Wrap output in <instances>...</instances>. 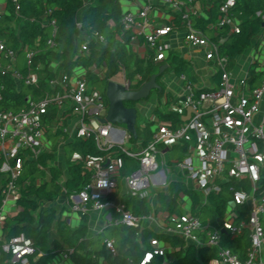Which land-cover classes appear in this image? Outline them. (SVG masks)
<instances>
[{
    "label": "built area",
    "instance_id": "built-area-1",
    "mask_svg": "<svg viewBox=\"0 0 264 264\" xmlns=\"http://www.w3.org/2000/svg\"><path fill=\"white\" fill-rule=\"evenodd\" d=\"M118 1L123 10L121 35L127 37V42L143 40L146 61L159 68L168 66L165 78L172 76L171 66L167 64L172 49L166 39L182 31L184 45L202 51L209 69L207 78L219 77V82L198 85L188 75H180L183 89L173 93L171 103L164 96L161 108L168 109L162 115L174 116L179 123H162L152 113L148 116L153 134L151 141L139 150H131L127 147L134 140L131 134L118 126L101 123L107 116L108 106L102 93L88 80L89 71L98 75L96 67L90 70L77 67L71 75L61 72L54 79H48L40 73L39 65L34 68L38 51L23 45L17 51L0 40V77L11 75L20 90L24 86L38 87L41 81L49 89L41 98H27L25 107L18 112L0 111V224L7 219L3 208L8 201L16 204L21 198L18 181L24 164L48 153V130L54 134L65 132L62 123L71 119H65L69 114L77 119L76 138L91 141L97 151L108 153L97 158L73 155L71 162L81 164L89 180L80 191L63 190L66 210L62 220L70 229L77 228L92 212L107 213L109 225L142 228L146 218L135 216L125 204L113 201L124 160H131L137 163V169L125 178V184L127 194L138 200H148L155 191L165 189L172 169L191 182V189L200 197L199 207L206 206L210 197L223 193L227 185L247 183L249 189L242 186L231 190V201L224 217L217 220V227L210 220L203 222L197 213L170 216L168 222L171 232L184 241L198 248L218 249L217 257L209 264H264V188L259 190L264 178V32L255 38L249 49L246 71L235 77V63L222 54L221 45L225 36L240 34L236 0H224L218 5L216 18L207 26L209 35L195 27L200 19L209 20L207 15L201 17L194 10L196 0ZM9 5L15 13L20 12V0H0V21L7 15ZM154 6L163 11L161 18L166 23L161 26L155 25ZM172 13L179 23L170 18ZM257 17L264 22V13H258ZM44 24L51 27L46 46L55 50L57 23L45 20ZM76 25L81 28L80 22ZM86 40L82 45L84 53L88 52L91 40L100 47L105 45L104 38L97 34ZM21 53L27 75L19 68ZM118 66L119 73L125 76L124 82L119 84L126 91H137L147 83L144 75L130 79L124 67ZM51 68L56 73L57 65L52 64ZM188 109H192V113L183 123ZM164 145L180 148L181 158L169 162L160 157L159 148ZM60 183L63 184V180ZM41 184L37 179L35 186ZM239 208H246L247 218L238 219ZM222 232H227L232 240L248 233L250 245L245 260L220 246ZM3 239L0 238V264H31L44 256L37 254L33 244L24 237ZM151 245L155 249L145 255L141 264L150 263L154 256L167 262L163 245L159 241H152ZM105 247L112 257L117 255L112 241L106 240ZM72 254V250H52L49 264H73ZM4 256H9L8 260L3 261ZM98 264L107 262L100 259Z\"/></svg>",
    "mask_w": 264,
    "mask_h": 264
},
{
    "label": "trees",
    "instance_id": "trees-1",
    "mask_svg": "<svg viewBox=\"0 0 264 264\" xmlns=\"http://www.w3.org/2000/svg\"><path fill=\"white\" fill-rule=\"evenodd\" d=\"M222 1L224 0H215L214 7L208 12L209 20L200 19L195 23V27L209 35L207 26L216 18L217 7ZM86 4L87 7H85ZM9 10L10 16H5L0 21V40H4L7 46L13 49H18L21 44L38 51L34 60V68L39 65L40 73L48 79H54L61 72L71 75L77 67L87 70L93 67L98 70L103 68L104 79H98L94 73L89 71L88 80L102 93L107 106L106 86L109 81H114L119 75V64L124 67L130 79L135 75H144L145 82H149L150 78L158 73L159 66L139 59L127 50L124 42L117 40L118 33L115 27L120 22L123 13L118 0H20L18 14L13 11L12 7ZM235 10L241 21L240 34L225 36L223 41L226 40V42L221 45L222 54L228 56L231 61L247 52L252 47L255 38L264 32V22L257 17L258 13H264V0H236ZM81 13H83L80 19L81 28L78 29L76 24ZM45 20L57 23L58 47L55 50L46 46V41L51 35V27L44 24ZM93 34L103 37L106 47H100L91 40L88 52H82V45L87 42L86 38H91ZM170 61L177 70V75L186 72L187 63L183 59L172 54ZM52 64L58 67L56 73L51 68ZM21 71L24 75L28 74L26 69ZM217 78L216 81L219 82V77ZM48 90L47 84L41 81L38 87L24 86L19 91L11 75L0 77V111L18 112L25 107L29 94L41 98L48 93ZM161 94L162 92L160 96ZM126 107L134 108L135 105L128 104ZM50 121L53 122V117ZM137 133L138 140H143L144 145L151 141L153 134L150 125L144 129L137 127ZM70 149L66 157L69 177L63 184L60 183L62 173L51 167L54 160L53 154H43L36 161H27L24 164L22 177L18 181L21 198L17 204L21 211L7 218L2 225L5 233L4 241L24 237L33 244L37 254H44L42 258L31 264H49L52 250H72L73 264H98L100 259H104L107 264H141L145 255L155 249L151 245L152 241H162L174 250L173 253L167 254L170 264H209L217 257L218 249L208 247L196 249L192 246L186 248L183 240L178 236L161 235L141 228L131 229L121 225H109L96 237L89 238L88 216L83 218L79 228L70 229L65 222L58 219L55 209L50 205L62 197L64 189L68 192L80 191L89 180L83 166L71 162L73 155L95 158L108 155V153L97 151L91 141L78 140L70 145ZM47 173L50 174V180L36 187L35 181L46 179ZM242 186L249 189L247 183L234 182L227 185L220 195L210 197L209 206L200 208L198 212L200 219L203 222L211 220L212 224H217V220L224 217L231 201V190ZM263 188L264 178L259 184V190ZM183 196H189L194 206H199L200 197L197 194L186 190L181 184L172 183L168 193L158 195L160 211L168 212L172 216H182L183 211L179 201ZM124 204L127 210L137 217L143 218L151 214L148 200H138L127 196ZM246 211V208H239L241 215L239 220L247 218ZM55 225L61 244L54 242L53 249H50V233ZM106 240L114 243L117 251L115 257H112L106 250ZM249 245L250 239L247 232L234 240L227 232L221 233L220 246L230 249L242 261L245 260ZM8 258L9 256H4L3 261ZM163 263L162 257L154 256L148 264Z\"/></svg>",
    "mask_w": 264,
    "mask_h": 264
},
{
    "label": "crops",
    "instance_id": "crops-1",
    "mask_svg": "<svg viewBox=\"0 0 264 264\" xmlns=\"http://www.w3.org/2000/svg\"><path fill=\"white\" fill-rule=\"evenodd\" d=\"M214 2H215V0H196V3L194 4L193 8L201 17H204L206 15L208 16L209 10H211L214 7ZM87 6L88 5L86 4L85 7H87ZM9 9H11L10 5L7 7V15H6L7 17L10 16V13H9L10 10ZM157 9L159 10V12H157ZM162 12L163 11L160 8L154 6V13H155L154 17H155V25L156 26H161V25L166 23V20H163L161 18ZM122 15H123V13H122ZM82 16H83V13H81L78 16V22H80V19L82 18ZM170 16H171L170 18L172 20H174V22L179 23V21H178L179 19L174 13H172ZM115 30L118 33L117 34V40L124 42L126 44V48L128 51L135 54L139 59L146 60L145 56L147 55V49H146V44L143 40L138 39V40L131 41V42L129 41L130 43L127 42L128 41L126 39L127 37L124 35H121L120 22L115 27ZM166 43L172 49L170 52V55L168 57V60H167V64H169L171 66L170 73H172L171 74L172 76H170L169 78L168 77L163 78L165 75H168L166 73H163V75L158 78V83L160 84L161 87L163 85H166V90H168L169 92L163 93V87H162L161 96H160V93H158L157 91L152 92L153 93V95H152L153 99L151 100V102H149L150 104H148V107H150V109L148 110V115L150 116L152 113H154V115L157 117V119L160 122L165 123V124L177 125L176 117L169 116V115L168 116L162 115V112L167 111L168 109H161L162 105H163V101H164L163 100L164 96H166L168 98L169 102L171 103L172 100L174 99L172 97L173 93H176V92L181 91L183 89V84L179 80L180 75H177V70L171 64L170 56L172 54L176 55V56L180 57L181 59H183L184 62L187 63V70L183 74L188 75L198 85L208 86V85H212V84H217V81L214 80V78L212 80H209L207 78V76L209 75V69H208V67L205 64V61L203 59L202 51L197 50V49H191V48L187 47L186 45H184L182 31H179L176 34L170 35V37H168L166 39ZM101 47H106V46L104 45ZM21 48H22V45L20 44L19 48L15 49V50L20 51ZM248 52H249V50L247 52H245L243 55L234 58L233 62L235 63V67H236V69L234 71L235 77L241 76L246 71ZM22 58L24 59L23 55L20 54L19 68H21V70L25 69V67H24L25 61H22ZM165 66H167V65H165ZM97 72H98V75L95 74V76L98 79H104V76H103L104 69L101 68ZM158 73H159V70H158ZM119 74H121V73H119ZM160 80L163 81L162 84H161ZM18 90L20 91V89H18ZM29 97L36 98L31 94H29L27 98H29ZM145 101L147 102L148 100H145ZM142 102H144V101H142ZM138 104H135L136 108H137ZM161 116H164L165 118L163 119ZM67 118H71V119H68L67 121L62 123V127L65 128V132H58L57 134H54L51 130H48V134H47L48 147H49L48 153L53 154V156H54V160L51 163V167L55 168L56 170H58L62 173V177L60 180H63V182H65V180H67L69 177L68 167L66 164V157H67V154L71 150L70 145L79 140L75 136L77 119L75 117H72L69 114L66 115L65 119H67ZM148 124H149V120H148ZM69 131H70V133H69ZM144 146H146V145H144L143 140H138L137 142L136 141L131 142V143H128V145H127V147L131 150H139L140 147H144ZM159 150L161 151L160 157L164 158V160H166V161L171 162V161H174V159L181 158V150L177 146H165L164 145V146H161L159 148ZM32 161H36V160H32ZM136 169H137V163L135 161L124 160V167L121 170L120 177L118 178L117 192L113 197V201L115 204H120V203L124 204L125 198L127 196H129L127 194L125 178L128 177V175H130ZM0 180H1V178H0ZM40 180L42 181V184H44L45 181L50 180V174L47 173L46 179H40ZM35 182H37V180ZM172 183L181 184L186 190L190 191L191 193H195L199 196L198 193L194 192L191 189V182L186 177L181 175L176 169H172L171 174L168 176L167 187L165 189H159V190L155 191L154 193H152V195L148 199L149 206L151 208V214L148 215L147 217H144V218H146V221L144 222V224L141 228L142 230H148V231H151L153 233L161 234V235L175 236V234H173L171 232L172 226L168 222V218L172 215H170V213H168V212L160 211V209H159L160 207L158 205V200H157L159 194L169 192V187ZM62 198L63 197H61L58 201H56L55 203H53L51 205L46 204V205L52 206L55 209L56 215L61 221H63L62 220L63 214L66 210V207L64 206V202H62L61 205L59 206L60 207L59 211L56 208H57V204L62 200ZM55 205H56V207H55ZM179 205L183 211V215L184 214H194L195 215L196 213L198 214L200 208H202L199 206L195 207L194 203L189 198V196L181 197V199L179 201ZM206 206H209V202L207 203ZM195 209H197V210L195 211ZM3 210H4V213L6 214L7 218L14 216V215H17L21 211V209H19V207H18V204L17 203L15 204L13 201H8V203L3 208ZM106 214L107 213L92 212L88 216L87 225H88V237L89 238L96 237L98 234L102 233L107 226H109V222L107 220ZM3 223L0 224V238H2V239L5 236V233H4V230L2 227ZM81 223H82V221H81ZM81 223H80V225H81ZM80 225L77 228H79ZM214 227H217V224H215ZM77 228H75V229H77ZM54 242L61 244L60 237H59L57 230H56V225L53 227V229L50 233V242H49L50 249H53V247H54L53 243ZM159 242L166 249L167 254H171L174 252V250L169 248L164 242H162V241H159ZM183 243L185 244L186 248L192 246V247H195L196 249H198V247L191 242H187V241L183 240ZM245 259H246V255H245ZM163 264H170L168 261V258H167V262H165Z\"/></svg>",
    "mask_w": 264,
    "mask_h": 264
},
{
    "label": "water",
    "instance_id": "water-1",
    "mask_svg": "<svg viewBox=\"0 0 264 264\" xmlns=\"http://www.w3.org/2000/svg\"><path fill=\"white\" fill-rule=\"evenodd\" d=\"M264 28V23H263ZM226 40L222 41V43ZM168 67L162 66L159 73L150 78L149 82L144 84L137 91H126L119 83L110 81L107 83L105 95L108 102V111L105 119L101 120L102 124H112L115 126H124L125 130L132 135L134 140L138 139L137 133V108H127L128 104H138L148 100L152 92H162V87L158 83V78L163 75ZM192 109L187 110V116L182 119L185 123L189 120Z\"/></svg>",
    "mask_w": 264,
    "mask_h": 264
},
{
    "label": "rangeland",
    "instance_id": "rangeland-1",
    "mask_svg": "<svg viewBox=\"0 0 264 264\" xmlns=\"http://www.w3.org/2000/svg\"><path fill=\"white\" fill-rule=\"evenodd\" d=\"M22 61H24L23 58H22ZM163 78H165V77H163ZM124 80H125V76L123 74H119V75H117L115 77L114 82H116V83H123ZM160 82L162 84L163 81L160 80ZM162 87H163V93H165L166 92V85H163ZM152 95H153V93L151 94L150 99H148L147 102L146 101L141 102L137 106V109H138L137 110L138 111L137 127L139 129H144L148 125V116H149L148 115V110L150 109V107H148V104H150L149 102H151V100L153 99ZM118 127L125 130V127L124 126H118ZM69 133H70V131H69ZM62 200L57 204V208L56 209L58 211H59V208H60L59 206L61 205L62 202H64V198H62ZM55 207H56V205H55Z\"/></svg>",
    "mask_w": 264,
    "mask_h": 264
}]
</instances>
